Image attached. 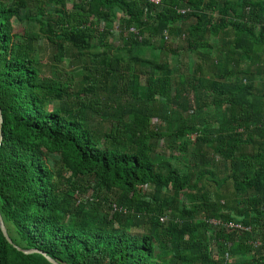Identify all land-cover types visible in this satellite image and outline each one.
Returning <instances> with one entry per match:
<instances>
[{
    "label": "trees",
    "instance_id": "1",
    "mask_svg": "<svg viewBox=\"0 0 264 264\" xmlns=\"http://www.w3.org/2000/svg\"><path fill=\"white\" fill-rule=\"evenodd\" d=\"M74 1L0 0V264H264V0Z\"/></svg>",
    "mask_w": 264,
    "mask_h": 264
},
{
    "label": "rangeland",
    "instance_id": "2",
    "mask_svg": "<svg viewBox=\"0 0 264 264\" xmlns=\"http://www.w3.org/2000/svg\"><path fill=\"white\" fill-rule=\"evenodd\" d=\"M79 1L80 0H75L74 2H79ZM71 6H72V4L70 3L69 7H71ZM48 11H49V13H52V12H54V9L53 8H48ZM195 21L196 20L194 18H192V19H190L189 21L186 22L185 26L188 27V26H190V24L195 23ZM15 26H16V33H23L26 29L30 28L28 26L27 22H25V23L16 22ZM104 27H105V24L102 23L100 25V29L102 30ZM117 27H113V29L115 30ZM121 43H122V41H121L120 31L119 30H115L114 33H113L112 44L116 48ZM167 46L171 50H178V53H180V50L186 49V47L188 46L187 37L186 38L185 37L176 38V37L172 36V34H171V40L169 41V45H167ZM40 49H41V51H40L41 61H42V64H43L44 72L47 74V76H55L54 75V73H55V69H54V65H55V63H54V54H55V52H54V50L52 49L50 44L47 41H45V40L42 41V43L40 45ZM175 52H177V51H175ZM167 54H168L167 55L168 61L171 62V64H173L176 61V58L174 56H172L170 52H168ZM152 56H153L152 53L148 54L149 58H152ZM196 60H197V57H195L193 55H191V56H189L187 58V61H188L189 65H191L194 62H196ZM73 62H75V61L73 60ZM74 65H75L74 67L76 68L77 67L76 64H74ZM61 68L62 69L65 68L68 71L70 69V66L61 65ZM158 123H159V121L157 119L153 120V124L154 125H157ZM195 137L196 136L194 135L192 137V139H195ZM163 147H164V144L161 143L160 144V151L162 152V149H163V151L166 152L167 149H165ZM183 159L187 162V160H186L187 158L185 156L183 157ZM218 164H220V161L218 162ZM212 191H214V190H212Z\"/></svg>",
    "mask_w": 264,
    "mask_h": 264
},
{
    "label": "built area",
    "instance_id": "3",
    "mask_svg": "<svg viewBox=\"0 0 264 264\" xmlns=\"http://www.w3.org/2000/svg\"><path fill=\"white\" fill-rule=\"evenodd\" d=\"M146 1L151 3L152 5H155V6H161L163 4V0H146ZM188 12H190V9H182V10H180V13L182 15H186ZM115 30H119V27H117ZM128 33L133 35L134 38L138 39L139 41L143 40V38L139 34V31L137 29H135V28H130ZM164 37H165V40L168 41V42L171 40V35H170V33L168 31L165 32ZM114 210L116 212H127L126 209L119 207L117 204H114ZM166 221H167L166 217H163L161 219L162 223H165ZM208 224H212L216 228H219V227L223 226L222 223L218 222V221H209ZM224 228L228 229L230 231H232V230L235 231V230H239V229L243 230V231H250L251 230L250 228L243 227L242 224H234V223L226 224V225H224ZM261 244H264V239H259V241L254 243V245H261Z\"/></svg>",
    "mask_w": 264,
    "mask_h": 264
},
{
    "label": "water",
    "instance_id": "4",
    "mask_svg": "<svg viewBox=\"0 0 264 264\" xmlns=\"http://www.w3.org/2000/svg\"><path fill=\"white\" fill-rule=\"evenodd\" d=\"M2 124H3V115H2V110H1V108H0V131L2 130ZM1 133H2V131H1ZM2 139H3V138H1V140H0V146L2 145ZM0 227H1V231H2V233H3V235H4V237L7 238V240H8L11 244H13V240H12L10 234H9V231H8L7 226H5V224H4L3 218H2V216H1V212H0ZM17 249H18L19 251L24 252L25 254L41 253V254H43V255H44V256H45V257H46L51 263H53V264H58V263H56L53 259H51L49 256H47L45 253H42V252H40V251H38V250L23 251V250L20 249V248H17Z\"/></svg>",
    "mask_w": 264,
    "mask_h": 264
}]
</instances>
